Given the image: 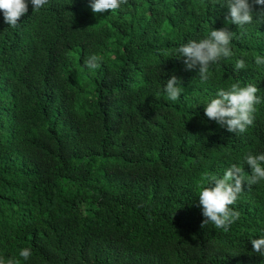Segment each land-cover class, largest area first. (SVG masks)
<instances>
[{"label":"trees","instance_id":"obj_1","mask_svg":"<svg viewBox=\"0 0 264 264\" xmlns=\"http://www.w3.org/2000/svg\"><path fill=\"white\" fill-rule=\"evenodd\" d=\"M221 0H49L10 27L0 11V258L19 264H264V180L230 207L225 232L203 228L199 187L264 153V23L226 21ZM251 3V0H250ZM261 6H254L259 12ZM234 32L231 59L197 70L166 57L212 29ZM245 53L247 55H245ZM101 57L89 70L84 61ZM246 69L235 71L237 59ZM176 75V101L164 86ZM252 83L254 124L228 132L205 116L219 88ZM31 249L27 261L19 257Z\"/></svg>","mask_w":264,"mask_h":264},{"label":"clouds","instance_id":"obj_2","mask_svg":"<svg viewBox=\"0 0 264 264\" xmlns=\"http://www.w3.org/2000/svg\"><path fill=\"white\" fill-rule=\"evenodd\" d=\"M49 0H31L34 12L46 5ZM128 0H90L93 13L101 14L108 10L115 12L126 4ZM261 6L257 13L254 6ZM220 7H227L228 13L225 17L229 23L239 26L240 34L243 35L245 25L253 23L254 17L257 23H264V0H221ZM0 11L3 13L4 22L10 27H18L20 18L28 12V0H0ZM234 32L226 28L212 29L208 35L200 40H189L181 44L173 54L165 51L166 57L181 59L186 71L197 70L201 84L206 83L211 76L210 67L223 59H231L234 53L230 47ZM245 55H247L245 53ZM100 60L96 54L87 57L84 64L89 70L100 67ZM255 64L264 65V56L255 55ZM235 71L246 69L244 59H237L234 64ZM180 79L172 75L167 80L164 91L166 98L176 101L181 96L183 89L179 87ZM259 89L256 85L248 83L241 86L239 82L232 83L228 88H219L216 96L211 98L205 107V116L215 121L220 127L226 128L231 133H244L247 128L254 124L256 105L261 103L257 96ZM244 161L251 168V175L245 176L244 169L233 163L224 172L222 178L216 176L206 177L207 184L199 187V206L205 219L202 221L203 228L212 223L215 228L223 229L225 232L239 219L240 213L234 211L230 206L234 205L239 194L244 190V182L248 187L264 180V153L254 155L248 153ZM252 251L264 256V236L252 238ZM31 249L23 248L19 251V257L27 261L31 257ZM0 264H19L18 260L0 258Z\"/></svg>","mask_w":264,"mask_h":264}]
</instances>
